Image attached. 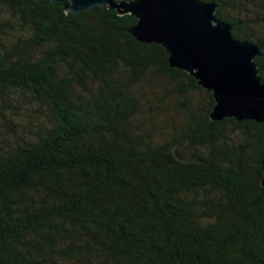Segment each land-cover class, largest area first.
<instances>
[{
	"label": "trees",
	"instance_id": "16d2710c",
	"mask_svg": "<svg viewBox=\"0 0 264 264\" xmlns=\"http://www.w3.org/2000/svg\"><path fill=\"white\" fill-rule=\"evenodd\" d=\"M199 1L264 52V0ZM136 22L0 0V108L18 94L38 113L0 152V264H264V123L212 121V93L137 42ZM151 74L179 100L166 132L138 92Z\"/></svg>",
	"mask_w": 264,
	"mask_h": 264
},
{
	"label": "water",
	"instance_id": "95a60500",
	"mask_svg": "<svg viewBox=\"0 0 264 264\" xmlns=\"http://www.w3.org/2000/svg\"><path fill=\"white\" fill-rule=\"evenodd\" d=\"M51 1L72 14L99 6L121 16L132 15L137 22L128 32L137 42L164 47L171 68L191 75L199 87L212 93V121L233 118L264 123V83L254 61L264 52L252 42L233 37L235 27L216 17L215 1Z\"/></svg>",
	"mask_w": 264,
	"mask_h": 264
},
{
	"label": "rangeland",
	"instance_id": "374dc122",
	"mask_svg": "<svg viewBox=\"0 0 264 264\" xmlns=\"http://www.w3.org/2000/svg\"><path fill=\"white\" fill-rule=\"evenodd\" d=\"M255 5H259L258 0H253ZM254 11L249 14V19H259L262 15L256 14L257 7H253ZM241 20H245L242 18ZM255 34L263 35L264 25L254 26L251 30ZM173 85L163 77L149 75L148 79L140 85L139 95L144 101L153 105L154 111L158 115L154 120L156 131L166 132L165 127L170 129L172 123L178 126L182 122L180 114L179 100L171 95ZM15 99L8 103V107L0 108V152L6 148L14 146L17 142L27 139L33 132V124L37 112L34 106L32 107L28 100L13 94ZM195 101L204 102L205 97L202 93L195 95ZM164 122L166 125L164 126Z\"/></svg>",
	"mask_w": 264,
	"mask_h": 264
}]
</instances>
